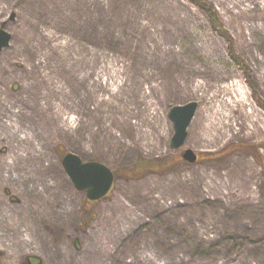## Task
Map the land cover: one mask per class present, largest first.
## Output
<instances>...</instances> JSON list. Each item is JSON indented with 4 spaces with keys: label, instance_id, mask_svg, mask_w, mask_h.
<instances>
[{
    "label": "rangeland",
    "instance_id": "obj_1",
    "mask_svg": "<svg viewBox=\"0 0 264 264\" xmlns=\"http://www.w3.org/2000/svg\"><path fill=\"white\" fill-rule=\"evenodd\" d=\"M207 1L251 75L189 0H0V264H264V108L247 79L264 100V0ZM192 100L174 148L169 110ZM188 147L202 158L125 175ZM68 151L118 172L110 194L74 185ZM241 237L255 244L227 242Z\"/></svg>",
    "mask_w": 264,
    "mask_h": 264
},
{
    "label": "water",
    "instance_id": "obj_2",
    "mask_svg": "<svg viewBox=\"0 0 264 264\" xmlns=\"http://www.w3.org/2000/svg\"><path fill=\"white\" fill-rule=\"evenodd\" d=\"M11 33L0 28V52L10 44ZM199 101L192 100L184 104L173 105L169 110V117L174 124V134L171 138V145L174 148H180L185 144L188 136V127L194 118L198 109ZM182 157L187 162H196L198 153L192 148H184ZM63 166L71 178L74 185L85 190L87 198L96 201L107 196L113 189L116 174L107 164L97 159L84 160L79 154L68 151L62 157ZM38 260L36 264H40L38 256L30 255L27 257L30 264L33 259Z\"/></svg>",
    "mask_w": 264,
    "mask_h": 264
},
{
    "label": "trees",
    "instance_id": "obj_3",
    "mask_svg": "<svg viewBox=\"0 0 264 264\" xmlns=\"http://www.w3.org/2000/svg\"><path fill=\"white\" fill-rule=\"evenodd\" d=\"M194 5L198 6L200 9L204 10L208 14V20L212 28L226 41V51L230 58L243 70L246 72L247 75H251L248 69H246V63L242 56L237 52V48L235 45L234 37L232 33L224 27L223 22L221 20V17L219 16L217 10L215 7L210 4L207 0H189ZM252 76H248V82L254 92V96L256 101L261 104V106L264 108V100L261 99L259 93V85L251 78ZM260 143L252 144V143H243L240 147H242L245 150L254 152L255 156H259L258 151H260ZM229 150H225L221 153H217V155H221ZM256 152V154H255ZM202 154H198L197 161L200 160ZM216 154H214L215 156ZM184 159L181 154L173 155L166 157L165 159H156L154 161L150 160H139L132 168L129 169L128 174L130 177H141V175H144L145 173L149 172H164L174 167L175 163L177 162H183ZM262 166L264 167V160L261 161ZM116 176L118 175V172L115 171ZM182 235L188 237L190 236V233L188 231H183ZM191 238V237H189ZM253 239L246 238L243 239V237L237 239V238H230L227 240V242L233 244V245H247L251 244L254 245L255 242L252 241ZM241 243V244H240ZM216 247V246H215ZM209 248H213L212 246ZM207 248V249H209Z\"/></svg>",
    "mask_w": 264,
    "mask_h": 264
},
{
    "label": "flooded vegetation",
    "instance_id": "obj_4",
    "mask_svg": "<svg viewBox=\"0 0 264 264\" xmlns=\"http://www.w3.org/2000/svg\"><path fill=\"white\" fill-rule=\"evenodd\" d=\"M32 259H33V258H32ZM37 261H38V260H36V259H33V260H32V264H36V263H37ZM26 262L30 264V262H29V260H28L27 258H26Z\"/></svg>",
    "mask_w": 264,
    "mask_h": 264
},
{
    "label": "bare ground",
    "instance_id": "obj_5",
    "mask_svg": "<svg viewBox=\"0 0 264 264\" xmlns=\"http://www.w3.org/2000/svg\"><path fill=\"white\" fill-rule=\"evenodd\" d=\"M209 126H210V124H209Z\"/></svg>",
    "mask_w": 264,
    "mask_h": 264
}]
</instances>
